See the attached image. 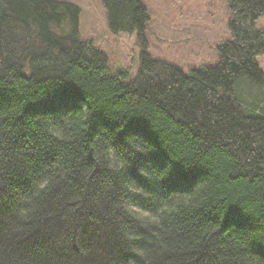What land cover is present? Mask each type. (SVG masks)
Listing matches in <instances>:
<instances>
[{"label": "trees", "instance_id": "obj_1", "mask_svg": "<svg viewBox=\"0 0 264 264\" xmlns=\"http://www.w3.org/2000/svg\"><path fill=\"white\" fill-rule=\"evenodd\" d=\"M137 75L80 37V9L0 0V264H264V0H226L218 62ZM18 36V37H16Z\"/></svg>", "mask_w": 264, "mask_h": 264}, {"label": "rangeland", "instance_id": "obj_2", "mask_svg": "<svg viewBox=\"0 0 264 264\" xmlns=\"http://www.w3.org/2000/svg\"><path fill=\"white\" fill-rule=\"evenodd\" d=\"M80 9V37L106 54L113 73L137 75L142 50L136 34H112L101 0H56ZM150 21L146 39L149 54L185 73L218 62L216 48L229 37L226 0H139ZM264 30V19L258 24ZM18 37V36H16ZM264 74V56L257 59Z\"/></svg>", "mask_w": 264, "mask_h": 264}]
</instances>
